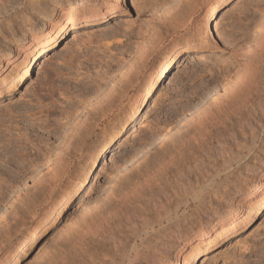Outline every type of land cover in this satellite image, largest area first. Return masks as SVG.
<instances>
[{
	"label": "rangeland",
	"instance_id": "1",
	"mask_svg": "<svg viewBox=\"0 0 264 264\" xmlns=\"http://www.w3.org/2000/svg\"><path fill=\"white\" fill-rule=\"evenodd\" d=\"M181 1L187 0H90L97 13L114 4L117 10L69 29L27 80L0 91V264L14 263L17 243L40 223L37 240L16 264L178 263L195 246L205 247L196 233L217 212L246 211L248 188L264 179V98L254 95L248 111L234 112L223 92L229 72L237 70L236 52L255 38L264 20V0H227L210 21L211 34L204 22L206 0L188 28L173 31L188 9L186 4L181 13H172ZM27 3L0 0V52L5 39L17 38L18 45L16 60L0 80L30 51L31 37L22 40L18 30ZM59 19L45 15L36 27ZM155 29L162 37L145 51L144 39ZM183 35L184 48L170 71L139 106L152 68ZM260 71L258 89L264 83ZM133 108L137 112L131 117ZM205 112L202 128H193L191 121ZM112 135L89 171L100 145ZM69 143L66 156L61 151ZM255 150L258 160L247 168ZM86 175L83 189L59 216L45 220L55 201ZM224 182L225 197L217 193ZM183 200L158 223L159 215ZM172 229L181 238L152 251L150 243ZM193 264H264V207L205 248Z\"/></svg>",
	"mask_w": 264,
	"mask_h": 264
},
{
	"label": "bare ground",
	"instance_id": "2",
	"mask_svg": "<svg viewBox=\"0 0 264 264\" xmlns=\"http://www.w3.org/2000/svg\"><path fill=\"white\" fill-rule=\"evenodd\" d=\"M204 1L205 0H187L185 2L181 1L176 6L174 5L173 6L174 9L172 12L173 14H177L178 12L181 13V11L184 10V7H186V6H188V9L185 12L184 19H182L181 21H179V22L175 23V25H173V27H172L173 31L188 28L191 25V23L193 22L194 14L198 10V8L201 7L200 5ZM89 2H90V0H28V3L25 4V6L22 7V9H21V13L24 14L23 15L24 17H23L21 23L19 22L20 24L18 26V30L20 32V35H22V40H25L26 38H28V36L31 37L30 43L28 46V49L30 51L28 54H26L24 56L21 63L17 64L13 68V70L10 73H8V75L6 77H4L0 80V91L11 90L18 83H21L24 80H27L28 77L31 75L33 69H34V66L38 63V61H40L39 59L48 50H50V49L52 50V48H54L56 46L58 41L65 36V34L69 31V29H72L81 23L94 22L97 20L100 21V19L108 18V17L112 16V14L114 12H116V10H117L116 4H114V5L106 6L105 7L106 9L104 12L102 9V10H98L99 12L97 13L96 9L93 6L88 5ZM226 2H227V0H206V2H205L206 3V15H205L204 22H206L205 26L207 27L206 28L207 34L208 33L211 34V32H212L211 26H210V21L213 20L214 18H216L217 11ZM186 4H188V5H186ZM1 13L2 12H0V14ZM45 15H47L48 17H53V16L60 17V19L57 22H55L53 20L41 21L40 22L41 25L36 27L37 26L36 24H38V21H40V17H44ZM182 15L180 14V16H182ZM260 16H261V18L264 19V8L262 9ZM260 16H259V18L255 17V18H257L255 20V22L259 23L258 19H261ZM192 28H193V26H192ZM258 30L259 31L258 32L256 31L257 33L254 36L255 38H253L251 40V42L244 43L239 48V50L236 52L237 53V56H236L237 70L234 73H232L233 71L229 72L230 78L228 77V74H227V77L229 80L227 79L228 84L226 85L227 86L226 90L223 92L224 93L223 97L225 95L224 102H225V105H228L227 108L231 109V111H234V112H235V110L239 111L240 109H241V111L242 110L245 112L248 111L250 104L253 106L254 102H252V101H254L253 100L254 95H255V98L257 95H260L261 97L264 98V83H263V85L260 84L261 86H259V88H261V89H258V81L260 80L259 79L260 78L259 72L261 73L260 70L264 69V20H262L258 24ZM194 31H195V28H194ZM32 32H34V34ZM158 32H159V30H158ZM158 32H157V29H155L151 35L146 36V38L144 39L143 48L155 46L156 41L161 39V37H162L160 35V33L157 34ZM16 39L17 38H14V39H11L9 41H6V39H5V44H4V46L0 52V74L4 72L5 68L9 67L12 63H14V60H16V59H14V55L15 54L17 55V52H18L17 51L18 45L15 44ZM184 40H186L184 35L181 37H178V39L173 43V46L171 47V49L164 56H162L159 63L152 68V71L149 74L148 78L146 79L142 89H140L141 91L139 93L138 100H137V102L139 103V106H141L150 97V95H151L152 91L154 90L157 82H159L163 77H165L167 75V72L170 71V69L173 65V62L176 59L177 55L179 54V52H181L182 48H184V45L182 44V41H184ZM145 51H146V49H145ZM231 76H233V80H231ZM108 105H106V106H108ZM136 112H137V110L135 108H133L130 111V116L134 117ZM206 112L201 114V116H199V118L192 120L193 122L191 121V123H193V125H192L193 128H195V129L196 128H198V129L202 128L204 122L206 121V115H205ZM240 113H242V112H240ZM114 136L115 135H112L110 138H108V141H106L105 143L100 145L101 147L99 146L100 148L97 150V154H96L95 158L92 160V163L90 164L91 166H90L89 171H92V169L95 167L97 159L100 156H102V154L105 152L110 141H112V139L115 138ZM70 145H71V143H69L66 147L64 145V149L62 151L60 150L61 153L67 156V154L69 153L67 151H69L68 148L70 147ZM259 152H260L259 150H255L253 152V154H251L249 152L251 154L250 155L251 157H250V160L247 159V163H246L247 168L253 166L252 163H254L256 158L258 160V155L260 154ZM69 155H71V154H69ZM60 158H58V160ZM58 160H57V162H58ZM60 160H62V158ZM63 160H64V158H63ZM161 167H163V166H161ZM244 168H246V167L244 166ZM241 171H243V170H241ZM223 177H224V175H223ZM87 178H88V175L83 177L80 181L75 182V184L73 185V187L71 188L70 191L62 194L55 201V203L52 205V207L49 209V211H48L49 214L47 215L45 220H47L50 215H54V216L58 217L59 214L61 213V211L63 210V208L66 206L67 201L72 196H74L78 191L83 189V187L87 181ZM143 179H144V177H143ZM200 181H201L200 182L201 184L197 181L198 185L194 186L195 188L200 187V185H202V183L205 180L201 179ZM221 181H223V180H221ZM139 182H141V181H139ZM139 182H137V183L141 184ZM235 184H237V183H235ZM226 185L228 186V184L225 183V185L221 186V188L218 187L219 185H216V187L219 188V192H217V191L216 192L218 194H221V196L225 197V195L227 193H229V188L226 187ZM230 185L232 187V184H230ZM135 186H136V184H135ZM218 188H217V190H218ZM248 189H249V191H248L247 197H246V204L248 207H247L246 211H244L243 209L236 210L235 208H231L228 211H225L222 213H220L221 211L217 212L215 214V217L216 216L217 217L212 220L210 225L206 228H202L203 230H201L199 233H196L197 238H204V246L205 247L201 249L200 246H198V247L195 246V248H193L191 250V252L189 253L187 258L181 256L180 261H178V263L173 262L172 264H193L205 248H208L212 244H214L216 241L224 239L227 236L231 235L232 233H234L237 230V228L241 224L250 222L254 218V216L264 207V179L256 180L255 183H253L252 186ZM195 190H197V189H195ZM216 192L212 193V194H217ZM202 193H201V195H202ZM232 193H234V192H232ZM199 196L198 197L196 196V197L198 198L197 200H200L199 203H201L202 202L201 201L202 196L201 197H199ZM209 196H211V195H209ZM204 198H206V197H204ZM202 199H203V197H202ZM204 200H206V199H204ZM183 203L185 204L184 200L180 201V203H178L176 205V207L173 209L172 212L169 211V213L167 212L168 214L163 212L166 215H164V214L159 215V219L156 218L158 223L161 221H166L167 218L170 216V214L173 213L180 204L183 205ZM202 203L205 204V201H203ZM208 205H209V203L204 205V206L208 207ZM204 209H206V208H204ZM45 220H44V222H45ZM43 227L44 226L41 225V223L34 225L19 240V242L17 243V245L15 247L13 255H12V260L14 261L13 264H16L20 260L22 255L27 251L29 245H32L37 240V238H38L39 234L41 233ZM170 228H171V226H170ZM165 229H164V231L169 230V227H168V229H166V230ZM175 229H177V228H175ZM161 232H162V230H161ZM164 234H166V236H164V238L161 237L162 240H158L153 245L150 243V245H151L150 247L152 248V251L159 252L160 250H163L164 247L166 246L167 241H170L173 239L178 240V238L180 239L181 235H183V234L179 235V233L176 232L175 230L171 231L170 233L167 232ZM154 240H156V239H154ZM154 240H152V241H154ZM145 241L146 240H144L143 243ZM145 244H147V243H145ZM162 264H165V263H162Z\"/></svg>",
	"mask_w": 264,
	"mask_h": 264
}]
</instances>
